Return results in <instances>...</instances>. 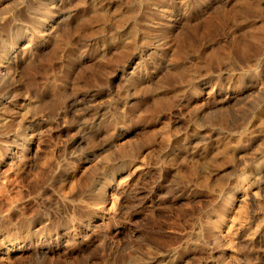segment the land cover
I'll return each instance as SVG.
<instances>
[{"label":"rangeland","instance_id":"1","mask_svg":"<svg viewBox=\"0 0 264 264\" xmlns=\"http://www.w3.org/2000/svg\"><path fill=\"white\" fill-rule=\"evenodd\" d=\"M0 264H264V0H0Z\"/></svg>","mask_w":264,"mask_h":264},{"label":"bare ground","instance_id":"2","mask_svg":"<svg viewBox=\"0 0 264 264\" xmlns=\"http://www.w3.org/2000/svg\"><path fill=\"white\" fill-rule=\"evenodd\" d=\"M48 23V22H47ZM45 26V25H44ZM50 28V27H49ZM39 29H41V28H39ZM47 29V28H46ZM52 29V28H51ZM47 30H49V29H47ZM44 31V30H43ZM40 33V32H39ZM47 33V32H46ZM43 34H45V33H43ZM23 43V42H22Z\"/></svg>","mask_w":264,"mask_h":264}]
</instances>
